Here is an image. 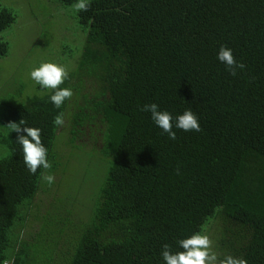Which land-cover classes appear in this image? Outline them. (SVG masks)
I'll return each instance as SVG.
<instances>
[{
	"label": "trees",
	"instance_id": "trees-1",
	"mask_svg": "<svg viewBox=\"0 0 264 264\" xmlns=\"http://www.w3.org/2000/svg\"><path fill=\"white\" fill-rule=\"evenodd\" d=\"M73 3L47 0L31 15L34 50L66 66L71 99L57 109L52 90L22 84L0 100V264H165L163 245L181 251L179 240L212 228L220 258L264 264V0H89L79 13ZM17 21L0 0V34ZM53 26L78 44L56 45ZM222 45L246 65L236 76L217 59ZM9 53L0 38V59ZM150 103L173 116L175 140L141 110ZM186 109L200 132L175 127ZM21 119L42 130L50 170L24 164L6 128ZM82 155L102 172L87 195L80 176L91 202L76 212L62 171Z\"/></svg>",
	"mask_w": 264,
	"mask_h": 264
},
{
	"label": "clouds",
	"instance_id": "clouds-1",
	"mask_svg": "<svg viewBox=\"0 0 264 264\" xmlns=\"http://www.w3.org/2000/svg\"><path fill=\"white\" fill-rule=\"evenodd\" d=\"M71 7L77 13L86 12L90 8V3L89 0H75ZM217 59L226 66V70L232 76L237 75V70L243 71L246 67L243 62H238L232 50L224 45L219 48ZM68 76L66 66L53 62H42L30 71V78L42 89L52 90L50 102L57 109L61 108L64 102L73 96L70 88L60 87ZM141 110L151 113L155 125L167 133L170 139H176V133L172 130L173 116L168 111H161L155 103L145 104ZM53 123L56 126H63L65 123L64 113L60 112L56 115ZM175 127L185 132L201 131L198 118L191 109H186L183 114L175 118ZM6 128L17 133V143L22 148L23 162L31 174L35 175L41 167L45 170L52 168V164L47 159L48 150L41 139V129L27 126V121L24 119H21L19 123L9 122ZM177 174H179V168H177ZM41 178L49 185L53 184L55 180L52 174L42 175ZM177 243L182 250L175 253L172 252L168 244L163 245L162 257L165 264H248L246 259L233 255H225L220 258L212 250L213 242L204 232L193 233Z\"/></svg>",
	"mask_w": 264,
	"mask_h": 264
},
{
	"label": "rangeland",
	"instance_id": "rangeland-1",
	"mask_svg": "<svg viewBox=\"0 0 264 264\" xmlns=\"http://www.w3.org/2000/svg\"><path fill=\"white\" fill-rule=\"evenodd\" d=\"M45 3H47V0H2L3 6L12 8L17 13L18 21L12 29L0 34V38H3L10 44L9 56L7 58L0 59V100L8 97L11 93H16L22 84L27 86L25 94L30 89H35L37 83H33L30 78V71L33 68L38 67L42 62L50 61L49 54L43 52L44 50L42 49L34 50V46L32 44L33 41L40 36L41 31L35 27L37 24L39 26V23L36 18H32L31 15H34L35 12L41 13L43 10L45 11V9L49 8ZM50 6L52 5L50 4ZM62 17H65L64 13H62ZM39 20L42 21V17H40ZM52 21L55 22L54 19ZM72 22L75 28V22ZM72 22L65 17L64 20L60 22V25H64L69 29V31H71L74 29L72 28ZM57 25H59V22ZM46 30H48V28H46ZM53 32L56 37H58L56 45L66 42L67 45L72 46L70 44L71 42L74 41V44L76 45L79 42L76 38V33L74 34L73 32L61 31L59 26H53ZM42 41L45 43V40ZM50 42L51 40H49V43ZM10 75L13 76V81L8 80ZM6 83H8L7 86ZM61 156H63L62 152H60V157ZM100 163L101 162L98 159L89 160L87 155H82L78 161H67L66 166L69 167V172H66L63 168L61 169L64 170L62 173L65 172L66 175H68V173L70 174L62 187L64 197L71 194L74 195V199L77 197L80 198V200L77 199L78 202L75 204L76 212L79 211V207L85 199L88 207L90 205L89 202H91L90 195L86 196L85 199H82L80 196L79 190L83 187L80 176L82 175L85 180L86 195L89 193V189L92 194L94 190L92 187L90 188V185L97 180L100 172H102L100 169ZM61 181L63 182L62 179ZM56 183H58V180ZM82 196L85 197V194L82 193ZM59 197L60 192L58 194V199ZM43 199L49 204L50 200L46 194H44ZM87 206L82 207L80 210L86 211ZM58 208L60 207L56 206V209ZM58 214L60 216V211H58ZM217 233V229L212 228V232L207 234L213 242L212 250L217 243Z\"/></svg>",
	"mask_w": 264,
	"mask_h": 264
}]
</instances>
